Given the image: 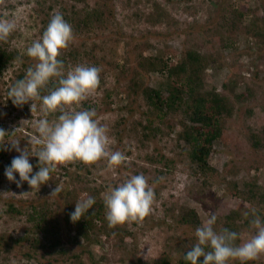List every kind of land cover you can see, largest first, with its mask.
Instances as JSON below:
<instances>
[{"label": "rangeland", "instance_id": "rangeland-1", "mask_svg": "<svg viewBox=\"0 0 264 264\" xmlns=\"http://www.w3.org/2000/svg\"><path fill=\"white\" fill-rule=\"evenodd\" d=\"M57 9L65 20L72 18L71 25L85 15L90 18L91 30H73L64 52L74 54H66L65 72L77 64L101 69L98 88L77 110L94 108L114 141L111 150L123 152L127 160L112 168L106 159L57 165L36 193L26 182L17 188L7 180L5 168L19 153L1 150L0 264H153L162 257L178 264L209 212L217 215V231L228 228L239 234L237 244L254 235L253 210L264 221V28L259 34L253 23L264 25V0H3L0 19H14L17 28L0 44L27 57L26 48L42 36ZM187 50L208 61L200 93L214 91L232 106L205 169L190 159L191 145L181 136L184 125H192L185 106L159 115L141 94L149 87L166 95L167 72L151 69L150 63L175 65ZM15 60L0 76V128L8 133L16 129L9 138L35 153L39 146L31 144L38 136L33 123L40 118L41 102L34 101L31 113V101L16 107L7 98L17 71L26 70ZM242 93L245 97L237 100ZM148 120L151 132L144 129ZM29 162L33 173L39 170L36 157ZM140 173L155 191L152 212L140 222L110 228L104 194ZM55 187L60 192L50 196ZM66 191L73 210L85 194L95 197L102 219L93 221L88 237L65 223ZM191 211L196 217L187 223L183 219ZM247 264H264V254Z\"/></svg>", "mask_w": 264, "mask_h": 264}, {"label": "clouds", "instance_id": "clouds-1", "mask_svg": "<svg viewBox=\"0 0 264 264\" xmlns=\"http://www.w3.org/2000/svg\"><path fill=\"white\" fill-rule=\"evenodd\" d=\"M16 28L14 19H0V42H6ZM73 39L72 25L58 9L55 10L42 36L26 48L25 54L35 64L29 66L24 77L16 80L7 91V98L16 107H22L31 101V113L36 111L34 101L41 102L40 118L33 123L38 136L32 139L31 144L39 146L35 153L28 148L22 149L19 139L9 138L16 129L8 133L0 128V150H15L19 153L4 172L7 180L15 183L17 188L26 182L37 193L41 185L51 180V173L60 164L80 161L91 165L106 159L108 166L112 168L127 160L123 152L111 150L110 145L114 141L108 134V128L96 119L95 109L77 110L98 88L101 69L77 64L65 72V64L59 57ZM14 62L22 64L23 60L17 57ZM50 84L52 87H49ZM43 89H47L46 95H41ZM55 113L59 115L50 121L49 116ZM30 156L38 159L39 170L35 173L29 162ZM59 192L60 189L55 187L50 196ZM154 201L155 191L149 185L148 178L143 173L129 176L110 187L103 196L108 226L113 228L142 221L152 212ZM95 202V197L85 194V198L75 203V209L70 213L71 222L79 221L93 208ZM249 215L248 212L244 213L245 218ZM251 216L250 226L255 229V234L237 244L239 234L228 228L217 231V215L209 212L208 218L195 229L196 242L190 245V250L184 254V260L189 264H197L201 257L202 264H229L230 261L247 264L256 260L264 254V221L254 210Z\"/></svg>", "mask_w": 264, "mask_h": 264}, {"label": "trees", "instance_id": "trees-1", "mask_svg": "<svg viewBox=\"0 0 264 264\" xmlns=\"http://www.w3.org/2000/svg\"><path fill=\"white\" fill-rule=\"evenodd\" d=\"M242 13L239 12V15ZM71 17H66V21L70 22ZM255 29L258 30L259 34L263 33L264 25H258L253 23ZM73 30H91L92 23L90 18L85 15L83 19H76L75 23L72 24ZM256 30V32H257ZM65 50V49H64ZM59 59L63 60L65 64V70L67 69L66 54L72 55L73 51L64 52ZM17 52L8 50V47L0 44V76L4 66L10 61L17 58ZM23 58V63L26 69L29 66H33L35 61H32L28 56ZM28 60V63L26 61ZM208 61L205 60L204 56L199 55L197 52L187 50L181 60L175 65H168L166 62L162 63H150V68H156V70L166 71L168 76V84L166 88V95L160 89L144 87L141 91L143 98L147 104L152 108L153 112L159 115H164L168 110L172 109L175 105H184V112L186 113L187 119L191 121L192 125H184L182 130V138L191 145L190 159L195 162L200 168L205 169L208 166L207 158L209 156L212 142L221 136L224 127V118L231 115L232 106L228 99L219 95L216 92H209L207 94H201V71ZM159 67H156L158 66ZM26 70H18L12 84L16 80L22 79L25 75ZM49 87H52L50 84ZM9 88H7L8 90ZM135 88L133 89V92ZM47 89L41 90V95H46ZM245 97V94L237 95V100L241 101ZM144 129H148V132L153 131L151 127V120H148V124L144 126ZM158 131L156 127L154 129ZM149 134V133H147ZM148 136V135H147ZM1 152V150H0ZM66 208L68 209L67 215L65 216V223L70 227L74 228L78 234L84 237H88V232L92 228L93 221L99 217V207L94 206L89 209L88 212L77 222L73 223L70 220V213L74 210L71 208L70 193L66 191L64 193ZM41 212V211H40ZM39 212V214H40ZM196 213L191 211L184 217V221L194 222ZM231 217V216H229ZM101 218V217H99ZM102 219V218H101ZM106 222V220H105ZM190 250V249H189ZM187 250V251H189ZM179 259L178 264H189L184 260V254ZM75 261L74 264H76ZM138 264H145L141 261ZM153 264H169L168 260L164 257L155 261ZM197 264H202V257L199 258Z\"/></svg>", "mask_w": 264, "mask_h": 264}]
</instances>
